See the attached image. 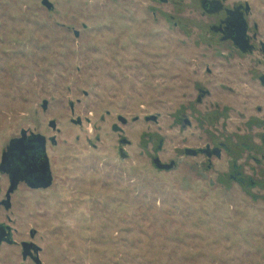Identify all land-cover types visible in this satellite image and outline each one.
Returning <instances> with one entry per match:
<instances>
[{"label": "rangeland", "instance_id": "rangeland-1", "mask_svg": "<svg viewBox=\"0 0 264 264\" xmlns=\"http://www.w3.org/2000/svg\"><path fill=\"white\" fill-rule=\"evenodd\" d=\"M49 1L0 0V161L27 131L53 174L3 211L0 264H35L24 242L42 264H264V53L212 32L248 3L264 43V0Z\"/></svg>", "mask_w": 264, "mask_h": 264}, {"label": "flooded vegetation", "instance_id": "flooded-vegetation-1", "mask_svg": "<svg viewBox=\"0 0 264 264\" xmlns=\"http://www.w3.org/2000/svg\"><path fill=\"white\" fill-rule=\"evenodd\" d=\"M44 1V0H43ZM162 3H168V0H159ZM50 3V1L48 0ZM43 4V2H42ZM202 7L204 8L205 12L207 13H213V12H219L223 11L225 9L218 0H204L201 3ZM53 8V7H52ZM226 13L225 20H220L219 26H214L212 29V32H214L217 35L221 36V39L226 40V42H230L233 46L234 49L237 50L240 54H254L259 48H261V52L264 53V43L260 42L259 46H257L256 42L257 41V33H254L252 37L250 36V26L249 22L247 20V17L249 16L251 12V6L247 3L245 4V7L242 5L238 7H234L232 9H225L224 11ZM243 17V18H242ZM243 19L245 20V27H246V35L244 38V42L242 45L238 44L235 42L234 39L238 38V35L241 34V30L243 28L242 21ZM256 30L258 29V26H255ZM241 41V40H240ZM247 41V42H246ZM250 48V49H249ZM243 49H246L247 51H244ZM260 82L262 86H264V76L260 78ZM29 136V135H28ZM30 137V136H29ZM21 138V137H20ZM16 138V139H20ZM264 138V136H263ZM14 140V139H13ZM12 140L6 146V148L2 152L1 156V161H0V247L4 244L6 245H16V241L13 238V230L11 229L12 232V237H9V217L8 221L2 220V214L3 211H10L12 208V197L13 195L17 192L19 186L21 184L26 185L29 189L33 190H39L43 189V187H36L38 184H41L43 181V174L42 171L40 170L46 160H49V166H50V171L51 175L53 178L52 174V169H51V162L48 157L47 151L46 153H32L31 155H28L27 157L24 158V165H22V171L24 172L23 175L27 176L28 174V179H22L20 177L19 183L17 185V188L14 191H11L12 188V175H13V170L15 169V166L13 164H9V158L6 161V166H3L4 163V158L7 154L9 155V146L11 144ZM52 142V141H51ZM53 143V142H52ZM47 147V145H46ZM227 147L224 144H221L219 147H211L207 146L205 149H201L204 152H199L198 155L205 156L209 161L213 158L216 157L217 159H220L222 157V151L226 150ZM219 153V154H218ZM197 155V156H198ZM259 162V161H258ZM236 170V174L232 176L233 180H237L243 184H245L244 178H242L241 173ZM234 170V172H235ZM26 172V173H25ZM22 173H20L21 175ZM8 183V188L4 190L2 186V179H4ZM53 182V181H52ZM248 185L252 186L254 185V182L251 181ZM10 204V208H9ZM10 241H14V244H10ZM25 243V242H24ZM23 248V247H22Z\"/></svg>", "mask_w": 264, "mask_h": 264}, {"label": "water", "instance_id": "water-1", "mask_svg": "<svg viewBox=\"0 0 264 264\" xmlns=\"http://www.w3.org/2000/svg\"><path fill=\"white\" fill-rule=\"evenodd\" d=\"M43 5L46 6L49 10L52 9L53 5L51 3L48 2V0H44L43 1ZM243 18V17H242ZM242 32L241 34L238 35L237 39H234L236 43L242 45L244 42V38L246 35V27H245V20L243 19L242 21ZM245 24V25H244ZM76 35L78 36L79 33L76 32ZM241 40V41H240ZM247 42V41H246ZM250 49V48H249ZM244 51H247L246 49H243ZM48 106V103L45 102L44 103V109L46 110ZM73 104H71V108L73 109ZM153 120H155V118H153ZM120 121L123 124H126L127 121L123 118H120ZM80 122V121H79ZM51 126L53 128H56V125L54 122H51ZM114 130L116 132L120 131L121 129L118 126L114 127ZM53 143L56 142V140L53 138L51 140ZM124 144H127V142L125 141ZM47 141L44 137L39 136V135H30V137L28 136L27 131H23L21 133V138L20 139H14L12 140L10 146H9V155L5 156L4 158V163L3 166H6V161L9 158V164H13L15 166V169L12 171L13 175H12V188L11 191H14L17 188V185L19 183V179L20 177H22V179H28V173L29 172H25L27 174V176L23 175L24 172L22 171V165H24V158L27 157L28 155H31L32 153H46L47 151ZM199 152H204L202 150H193V149H187L185 154L187 156H191V157H196ZM219 154V153H218ZM122 158H127V155L122 153ZM155 165L161 169V170H166V171H171L172 169L175 168L176 164L175 162H172L171 164H162V162L160 161V159H155ZM42 171L43 174V181L41 182V184H38V186L36 187H43V188H47L52 184L53 178L51 175V171H50V166H49V160H46V162L44 163L43 167L40 169ZM20 173H22L20 175ZM10 204H9V208H10ZM9 237H12V232H11V227H9ZM10 244H14V241H10ZM23 247V258L25 260H27L28 258L32 259L33 262L35 264H42V261L39 257V252L41 250V248L39 246H37L36 244H34L33 242H25L22 244Z\"/></svg>", "mask_w": 264, "mask_h": 264}]
</instances>
